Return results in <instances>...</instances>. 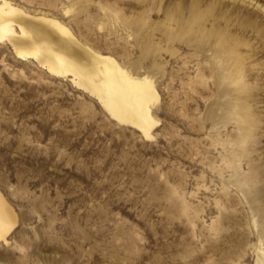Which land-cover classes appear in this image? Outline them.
I'll use <instances>...</instances> for the list:
<instances>
[{"label":"rangeland","instance_id":"rangeland-1","mask_svg":"<svg viewBox=\"0 0 264 264\" xmlns=\"http://www.w3.org/2000/svg\"><path fill=\"white\" fill-rule=\"evenodd\" d=\"M7 1L148 76L159 102L145 138L0 43V195L17 219L0 264H255L264 0Z\"/></svg>","mask_w":264,"mask_h":264},{"label":"bare ground","instance_id":"bare-ground-1","mask_svg":"<svg viewBox=\"0 0 264 264\" xmlns=\"http://www.w3.org/2000/svg\"><path fill=\"white\" fill-rule=\"evenodd\" d=\"M3 41L15 57L35 60L52 77H70L72 84L93 97L111 118L151 137L158 124L152 110L159 95L148 76L133 75L114 58L83 45L57 19L31 16L7 0H0V43ZM13 214L0 195V241L4 243L16 225ZM263 238L259 234L255 264H264Z\"/></svg>","mask_w":264,"mask_h":264}]
</instances>
